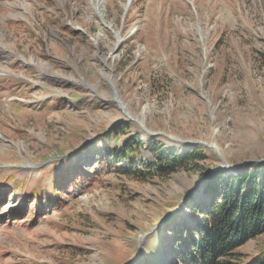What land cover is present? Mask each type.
Here are the masks:
<instances>
[{"label":"rangeland","instance_id":"374dc122","mask_svg":"<svg viewBox=\"0 0 264 264\" xmlns=\"http://www.w3.org/2000/svg\"><path fill=\"white\" fill-rule=\"evenodd\" d=\"M126 3L0 0V264H168L202 175L264 161V0ZM134 134L206 159L136 181Z\"/></svg>","mask_w":264,"mask_h":264},{"label":"trees","instance_id":"16d2710c","mask_svg":"<svg viewBox=\"0 0 264 264\" xmlns=\"http://www.w3.org/2000/svg\"><path fill=\"white\" fill-rule=\"evenodd\" d=\"M119 123L111 133L128 129ZM147 150L154 164L126 161L139 149ZM77 154V153H76ZM74 154V155H76ZM206 159L201 148H190L177 154L157 141L142 140L138 135L128 137L118 151H111L112 165L130 178L145 182L156 173L173 172L180 165ZM158 171V172H156ZM200 196L190 207L188 221L173 228L174 242L168 264H234L235 250L264 234V164L252 163L235 171V175L213 168L202 177ZM79 179L78 181H81ZM77 181V182H78ZM55 189L54 185L52 186ZM56 192V191H55ZM52 195L55 196L54 190ZM53 202V198H49ZM33 209L42 207L38 195L30 202ZM145 264H154L146 261ZM246 264H264V251Z\"/></svg>","mask_w":264,"mask_h":264},{"label":"water","instance_id":"95a60500","mask_svg":"<svg viewBox=\"0 0 264 264\" xmlns=\"http://www.w3.org/2000/svg\"><path fill=\"white\" fill-rule=\"evenodd\" d=\"M129 2H130V0H127L126 6L129 5ZM124 11H125V10H124ZM205 147L214 150L212 147H209V146H205ZM252 163H253V162H246V163L241 164V165L233 166L232 168H228L227 166H225V167H226L227 170H229V169H230V170H235V169H240V168H242V167H244V166H247V165H249V164H252ZM259 163H263V164H264V161H261V162H259ZM142 238H143V237H142ZM138 254H139V250L137 249V253L135 254L134 258L129 262V264H134V263H135Z\"/></svg>","mask_w":264,"mask_h":264},{"label":"bare ground","instance_id":"6f19581e","mask_svg":"<svg viewBox=\"0 0 264 264\" xmlns=\"http://www.w3.org/2000/svg\"><path fill=\"white\" fill-rule=\"evenodd\" d=\"M125 7H126V6H125ZM125 9H126V8H125ZM125 9H124V10H125ZM120 106H121V105H120ZM138 124H139V126H141V127L143 126L142 123H141L140 121L138 122ZM163 264H164V263H163Z\"/></svg>","mask_w":264,"mask_h":264}]
</instances>
